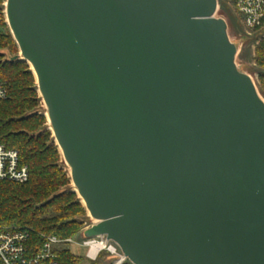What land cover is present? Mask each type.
Listing matches in <instances>:
<instances>
[{
    "label": "water",
    "instance_id": "95a60500",
    "mask_svg": "<svg viewBox=\"0 0 264 264\" xmlns=\"http://www.w3.org/2000/svg\"><path fill=\"white\" fill-rule=\"evenodd\" d=\"M218 0H6L74 191L132 264H264V99Z\"/></svg>",
    "mask_w": 264,
    "mask_h": 264
},
{
    "label": "trees",
    "instance_id": "16d2710c",
    "mask_svg": "<svg viewBox=\"0 0 264 264\" xmlns=\"http://www.w3.org/2000/svg\"><path fill=\"white\" fill-rule=\"evenodd\" d=\"M5 2L0 0V81L6 83L8 95L0 99V143L18 150L21 162L29 166L30 176L24 183L0 182V224L30 229L31 239L38 244L43 241L41 234L74 237L83 225L85 206L68 187L71 177L59 147L52 133L42 127L45 116L33 111L40 100L38 85L29 63L14 59L19 50L7 23ZM255 43L253 60L264 91V31ZM57 254L60 264H110L113 260L107 256L108 262H103L102 253L93 261L86 255L74 254L69 246ZM122 264L132 263L127 260Z\"/></svg>",
    "mask_w": 264,
    "mask_h": 264
},
{
    "label": "built area",
    "instance_id": "2783aa9c",
    "mask_svg": "<svg viewBox=\"0 0 264 264\" xmlns=\"http://www.w3.org/2000/svg\"><path fill=\"white\" fill-rule=\"evenodd\" d=\"M228 3L238 16L246 37L255 38L264 31V0H228ZM7 95V85L0 81V99ZM29 176V166L21 162L18 150L0 143V182L24 183ZM31 232L28 228L0 224V259L3 264H60L58 250L74 240V237L41 234L43 241L38 244L31 239ZM78 243L87 247L86 256L93 261L103 252L113 258L112 264L128 260L120 246L106 235L91 239L84 237Z\"/></svg>",
    "mask_w": 264,
    "mask_h": 264
},
{
    "label": "rangeland",
    "instance_id": "374dc122",
    "mask_svg": "<svg viewBox=\"0 0 264 264\" xmlns=\"http://www.w3.org/2000/svg\"><path fill=\"white\" fill-rule=\"evenodd\" d=\"M220 2L225 3L224 4L225 7H224L223 11H221L222 6H221ZM222 12H224V14H222ZM216 16L217 17H223L227 21L228 32H229L230 38L232 39V41H234L235 43H237L239 45V50H238V54L236 57L237 64L241 69L248 72L252 76V78L254 79V81L258 87V90H259L260 89V83L258 80V72H257L258 67L256 66V64L253 60V48L256 44L255 38L257 36H255V38H251V37H246L244 35V32L241 29V24L239 22L238 16L235 14L233 7L230 4L226 3L225 0H219V6H218V11L216 13ZM0 30H2V28H0ZM18 50L19 51L16 54H20L19 46H18ZM5 53L7 56L10 55L7 51ZM30 68H31V65H30ZM35 78H36V76H35ZM36 83H37V79H36ZM260 91H261L260 94L264 99V91H262L261 89H260ZM38 94L40 97L39 104L33 111L37 112L38 114L45 116V120H44L42 127H45L46 129H48L52 133V137L56 143V140H55L53 131L51 129V125H50L48 116H47V107H46V105L42 99V96H41L39 90H38ZM60 152H61V150H60ZM61 156H62V152H61ZM62 161H63L64 165L66 166V169H67L68 174L70 176L71 175L70 174V168H68L69 166L66 164L63 156H62ZM68 187H71V189L73 191L75 189V186L73 185L71 178H70V185ZM78 198L81 200L82 204L84 205V203H83L82 199L79 197V195H78ZM85 211H86V215L83 218V225L81 228L78 229L76 235L74 236L73 242L71 244H69V248L71 249V251L74 254L79 255V256H85L86 255L87 247L83 246L82 244H79L78 242L84 238L85 229L89 228L90 226H92L95 223V221H93V219L89 215L86 207H85ZM103 255L104 256L102 257L103 258L102 261L107 263L108 262L107 259L109 256L107 255L106 252H103ZM112 262L113 261H111L110 264H112ZM82 264H92V263L90 261H85V263H82Z\"/></svg>",
    "mask_w": 264,
    "mask_h": 264
},
{
    "label": "bare ground",
    "instance_id": "6f19581e",
    "mask_svg": "<svg viewBox=\"0 0 264 264\" xmlns=\"http://www.w3.org/2000/svg\"><path fill=\"white\" fill-rule=\"evenodd\" d=\"M218 3H219V0H218ZM32 70H34L33 68H32ZM63 156V155H62ZM68 168H70V167H68ZM70 174H71V170H70Z\"/></svg>",
    "mask_w": 264,
    "mask_h": 264
}]
</instances>
